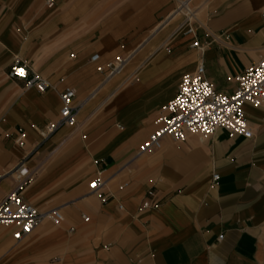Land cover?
Listing matches in <instances>:
<instances>
[{"label":"crops","instance_id":"0c3cea01","mask_svg":"<svg viewBox=\"0 0 264 264\" xmlns=\"http://www.w3.org/2000/svg\"><path fill=\"white\" fill-rule=\"evenodd\" d=\"M51 1L0 0V202L23 162L24 200L63 219L20 242L0 226V264H264V102L243 106L252 138L219 128L139 153L185 74L202 64L231 94L264 56V0ZM15 58L49 89L10 78ZM67 87L77 124L43 137Z\"/></svg>","mask_w":264,"mask_h":264},{"label":"built area","instance_id":"2783aa9c","mask_svg":"<svg viewBox=\"0 0 264 264\" xmlns=\"http://www.w3.org/2000/svg\"><path fill=\"white\" fill-rule=\"evenodd\" d=\"M47 5L52 6V1L47 0ZM192 45L200 47L197 41ZM130 57L131 54L118 55L98 65L97 70L103 72L105 78L109 79L122 69ZM98 58V54H94L90 60L95 62ZM204 72V66L199 64L194 72L182 77L177 93L162 107V113L155 121L156 127L141 144L139 153L160 149L165 136L179 143L188 135L207 138L219 128L225 129L230 137L238 135L252 138L253 132L243 106L246 103L259 106L264 102V56L235 77L237 87L231 94L218 92L205 78ZM8 75L13 79L24 80L27 88L34 87L40 93L50 87L47 79L36 73L31 75L27 65L19 58L13 61ZM74 95L75 91L70 87L60 93L58 119L44 126L40 131L43 137L61 125L73 127L77 124L78 106L73 103ZM25 137V131L19 130L16 144L23 146ZM27 175L28 170L21 162L17 169V184L0 202V226L11 228L12 237L16 242L25 239L45 218L50 219L55 225L63 219L58 209L46 214L41 213L34 205L24 200L22 192L29 182ZM217 177V174H213L212 179L216 180ZM100 184L99 179H94L89 183V187L95 190ZM102 200L105 201V197H102ZM142 206L148 207V201H144ZM83 220L88 221L89 217L83 216ZM219 239H222V235Z\"/></svg>","mask_w":264,"mask_h":264},{"label":"bare ground","instance_id":"6f19581e","mask_svg":"<svg viewBox=\"0 0 264 264\" xmlns=\"http://www.w3.org/2000/svg\"><path fill=\"white\" fill-rule=\"evenodd\" d=\"M183 7H186V4H183ZM186 9H187V7H186Z\"/></svg>","mask_w":264,"mask_h":264}]
</instances>
